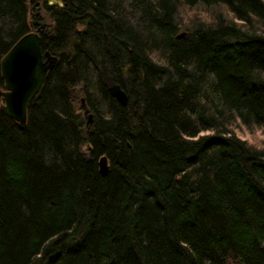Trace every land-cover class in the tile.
Instances as JSON below:
<instances>
[{"label":"trees","instance_id":"trees-1","mask_svg":"<svg viewBox=\"0 0 264 264\" xmlns=\"http://www.w3.org/2000/svg\"><path fill=\"white\" fill-rule=\"evenodd\" d=\"M60 1L0 0L57 57L0 108V264H264V0Z\"/></svg>","mask_w":264,"mask_h":264},{"label":"water","instance_id":"water-1","mask_svg":"<svg viewBox=\"0 0 264 264\" xmlns=\"http://www.w3.org/2000/svg\"><path fill=\"white\" fill-rule=\"evenodd\" d=\"M61 4L60 0H48V3ZM39 4V0L35 1ZM31 24V21H30ZM180 31L177 36L183 35ZM57 59L49 50L42 51L41 36L35 29L29 30L18 37L0 58V71L4 80L1 110L10 115L19 127L26 124L27 105L41 87L48 69ZM107 90L119 103L126 105L127 92L118 82L108 81ZM79 107L86 116L88 126L93 120L82 96ZM98 168L101 174L108 170L107 158L104 154L98 157Z\"/></svg>","mask_w":264,"mask_h":264},{"label":"rangeland","instance_id":"rangeland-1","mask_svg":"<svg viewBox=\"0 0 264 264\" xmlns=\"http://www.w3.org/2000/svg\"><path fill=\"white\" fill-rule=\"evenodd\" d=\"M35 1H38V0H35ZM46 1L48 2V0H46ZM81 97L82 96L77 97V99L75 100V105H76V109H77L76 111L81 114L83 120L84 119L86 120V116L83 114L82 108L79 107V104L81 102L80 101ZM234 132H235V134L238 135V137H240L242 139L244 138V139H246L248 141H254L256 143H261L263 141V139H264V131L260 127H255V128H253V130L246 129L245 127H240L239 129L238 128H234Z\"/></svg>","mask_w":264,"mask_h":264},{"label":"flooded vegetation","instance_id":"flooded-vegetation-1","mask_svg":"<svg viewBox=\"0 0 264 264\" xmlns=\"http://www.w3.org/2000/svg\"><path fill=\"white\" fill-rule=\"evenodd\" d=\"M39 2H40V0H39ZM36 7L39 8V6H36ZM30 25H31V28H32V29H35V30L38 31V28L33 27V22H32V20H31V24H30ZM32 29H31V30H32ZM38 32H39V31H38Z\"/></svg>","mask_w":264,"mask_h":264}]
</instances>
